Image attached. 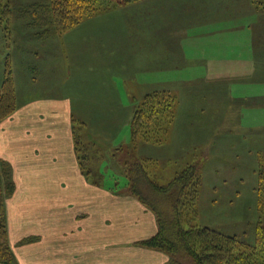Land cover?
<instances>
[{"label": "rangeland", "instance_id": "1", "mask_svg": "<svg viewBox=\"0 0 264 264\" xmlns=\"http://www.w3.org/2000/svg\"><path fill=\"white\" fill-rule=\"evenodd\" d=\"M47 2L49 0L2 2L1 6L10 9L11 14L6 19V9L0 8V73L4 71L6 58L17 51L21 29L28 30V35H23L24 40L28 36L34 40L36 34L46 38L57 36V64L43 67L56 71L60 78L57 79V97L68 96L73 102L71 123L73 132L85 144L82 143L84 146L79 155L84 160L85 173L89 179L97 185H106L113 193L131 195V181L135 177L137 163L146 169L153 182L162 186L170 184L187 167L196 165L195 182L198 184L195 187V213L190 208L193 197L181 195L184 223L209 227L226 235L237 236L249 245L255 244L258 227L264 228V98H250L244 92L252 91L262 84L264 86V77L256 78L260 79L258 83L240 82L238 80L246 78L241 74L244 71L237 74L231 65L233 62L235 67L237 63L236 70H243L242 58L250 57L254 51L252 46L239 41L236 47L231 44L230 49L229 42L219 44L217 39L214 40L216 36H205L203 40L199 38V42L193 39L181 41L180 48H184L187 53L193 56L200 54L205 58L201 65L191 63L184 69L188 77L197 75L203 81L189 84L191 90H185L184 93L162 90L158 86L156 91L174 96L177 110L170 131L165 136L164 131L160 133V137H163L156 143L143 139L132 143L130 122L133 114L129 109L119 115L96 114V111L104 110V105L102 109L96 107L103 104L104 100L95 97L98 92L80 85L81 78H89L88 75L74 79L77 74L74 75L72 64L76 62L85 71L98 61L97 57L102 55L104 46L108 49L109 46L120 45L121 49L117 47L118 50H115L114 59L122 57L123 61L120 59L119 67L116 65L114 69L128 74L129 66L145 53L144 49H134L139 47V43L144 47L142 43L149 41L144 30H153L154 22L159 35L171 29L188 31L193 35L196 29L210 31L217 26L223 25L224 28L234 24L239 28V35L247 38L248 33L243 31L247 26L246 13L255 12L257 6L258 11L264 12V0H137L100 9L66 32L43 36V30L33 23L27 8ZM260 22L262 32L255 36L257 49L252 56L257 58V71L264 70V18ZM91 29L114 32V35H118H112L117 41L116 45L102 40L85 41ZM33 31H36L35 34ZM71 41L74 42L69 47ZM160 43L161 35L158 37ZM28 49H34V45H29ZM218 55L229 60L222 63L211 61ZM1 62H4L3 66ZM24 71H20L23 83L24 77L28 80H32V76L37 77L36 72L26 70L24 75ZM147 71L140 66L139 75L136 73L135 76L144 82L151 76H157L158 80L167 76L165 70H158L157 75ZM174 74L179 73L174 71ZM21 87L19 83L17 109L0 121V125L11 122L8 119L19 110L18 104L30 99L25 98L26 94L22 97ZM45 93L36 90L29 95L34 97ZM57 101L63 104L65 99ZM109 102L112 103V97ZM62 104V107L57 105V108L68 107ZM3 166L0 161V171L4 170ZM136 179L137 185L143 186L137 174ZM180 194L177 190L174 199L179 198ZM177 258L181 264H196L184 253L177 255Z\"/></svg>", "mask_w": 264, "mask_h": 264}, {"label": "crops", "instance_id": "2", "mask_svg": "<svg viewBox=\"0 0 264 264\" xmlns=\"http://www.w3.org/2000/svg\"><path fill=\"white\" fill-rule=\"evenodd\" d=\"M246 14L247 26L243 31L248 33L247 38L239 35L236 25L230 24L210 31L196 29L193 35L188 31L167 30L160 34L162 43L158 44L160 35L154 22L153 30H144L149 41L142 43L144 47L139 43V47L134 49H144L145 53L129 66L128 74L114 69L116 65L119 67L120 59L123 61L122 57L114 59L115 50H120L121 46L118 45V49L114 46L105 49L104 46L98 61L85 71L76 62L72 64L74 75L77 74L74 79L80 75L89 76L81 78L80 85L98 92L95 97L104 100L103 104L96 106L102 109L104 105V110L96 111V114L119 115L128 109L134 114L133 110L145 95L159 87L184 93L191 90L189 84L203 81L197 75L188 77L184 69L191 63L201 65L205 58L200 54L193 56L187 53L180 48L181 41L193 39L199 42L205 36H216L214 40L217 39L219 44L229 42L230 49L231 44L236 47L240 41L255 51V36L262 32L260 20L264 18V12L255 9V12ZM23 35H28V30L21 29L17 39L19 45L16 53L10 54V62L17 98L20 83L23 86L22 97L26 94L25 98L30 99L18 104L19 110L8 119L11 122L0 125V161L11 165L15 183L13 195L6 200L9 241L14 253L11 264H173L164 252L137 245L157 232L156 214L135 196L113 193L106 185H97L83 170L71 123L73 102L68 96L57 97V79L60 78L56 71L43 67L57 64V36L46 38L36 34L34 40L29 36L24 40ZM112 35V31L91 29L85 41L102 40L116 45ZM29 45H34V49H28ZM253 52L249 58H242L243 70H236L237 63L235 67L231 63L237 74L244 71L241 74L246 78L238 80L240 82L258 83L260 79L256 78L264 77V70L256 69L257 58H253ZM117 54L120 55L119 52ZM214 57L217 58L211 61L222 63L229 60L221 55ZM6 62H3L4 71ZM140 66L153 75H157L158 70H165L167 76L159 80L157 76H151L145 82L139 81L135 74L139 75ZM21 70H25L24 75L26 70L36 72L37 77L32 76V80L24 77L23 83ZM4 71L0 73V83ZM174 71L179 74H174ZM257 88L244 93L250 98H264L263 84ZM36 90L46 93L34 97L29 95ZM111 97L112 103L109 102ZM62 98L65 99L63 104L57 103ZM60 104L68 107L57 108Z\"/></svg>", "mask_w": 264, "mask_h": 264}, {"label": "trees", "instance_id": "3", "mask_svg": "<svg viewBox=\"0 0 264 264\" xmlns=\"http://www.w3.org/2000/svg\"><path fill=\"white\" fill-rule=\"evenodd\" d=\"M3 1L5 0H0V8L6 9L1 6ZM132 1L137 0H49L47 3L29 6L27 13L33 23L43 30L41 35H56L77 26L100 9ZM4 12L6 19H9L11 10L7 8ZM16 109L15 79L8 57L0 84V121L9 117ZM176 110V100L168 92L155 91L145 95L136 105L131 120L132 143L135 144L140 139L155 143L159 141L163 137H160V133L164 131L165 136L175 122ZM75 143L79 155L84 145L76 135ZM79 160L85 171L84 160L80 155ZM1 163L4 170L0 171V263L11 264L14 253L9 241L6 200L13 195L15 183L11 165ZM136 166L135 177L131 181V195L153 211L158 221L157 232L138 242V246L164 252L173 264H181L177 258L180 253L193 259L196 264H264L263 227H258L255 244L249 245L240 241L237 236L184 223L181 195L189 194L193 197L190 208L195 213V187L198 184L195 182L196 165L187 167L170 184L164 186L153 182L143 166L138 163ZM136 174L143 186L137 185ZM177 190L178 194H182L174 199Z\"/></svg>", "mask_w": 264, "mask_h": 264}]
</instances>
